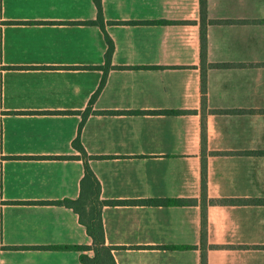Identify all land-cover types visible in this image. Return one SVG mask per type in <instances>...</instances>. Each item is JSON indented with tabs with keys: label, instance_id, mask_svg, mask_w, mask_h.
Instances as JSON below:
<instances>
[{
	"label": "crops",
	"instance_id": "1",
	"mask_svg": "<svg viewBox=\"0 0 264 264\" xmlns=\"http://www.w3.org/2000/svg\"><path fill=\"white\" fill-rule=\"evenodd\" d=\"M102 4L108 22L170 23L107 27L114 67L159 68L112 69L82 130L101 200L125 203L102 212L116 263L200 264V204L131 203L200 202L206 162L209 200L248 201L206 207L207 264H264V0H208L207 62L223 66L207 71L205 114L200 0ZM96 16L93 0H0V246L92 243L72 209L36 204L79 198L83 161L51 157L79 155L82 116L14 113L87 109L103 71L68 67L103 66L107 43L99 27L68 23ZM141 111L184 113L131 114ZM0 264L82 263L75 251L21 249Z\"/></svg>",
	"mask_w": 264,
	"mask_h": 264
},
{
	"label": "trees",
	"instance_id": "2",
	"mask_svg": "<svg viewBox=\"0 0 264 264\" xmlns=\"http://www.w3.org/2000/svg\"><path fill=\"white\" fill-rule=\"evenodd\" d=\"M96 9L97 16L93 21L87 22H70L71 25H89L97 26L101 29L104 34L105 41L107 43V51L105 54V64L97 67H68V68H87V69H98L103 71V79L100 83L98 90L92 96L87 109L84 112L81 111H57V112H15L14 114H60V115H80L82 116V122L79 126L78 135L73 142V147L78 151L79 155L74 157H51L55 159H67L74 158L83 161L85 166L84 177L80 185V196L76 200L64 199L55 202H38L40 205H56L63 206L72 209L79 217V221L85 226L87 234L90 236L92 243L88 246H41V247H10L0 246V253L3 250H21V249H37V250H53V251H75L80 253V262L82 264H117L114 257V247L108 246L105 241V231L103 224L102 212L107 205H123V202H106L101 200V184L97 176L90 167V160L95 157L89 156L81 142V135L83 127L87 119L96 114L93 111V106L96 99L99 97L103 88L107 83L109 73L112 69H158L159 67H114L112 65V59L115 52V43L111 36L108 34L107 27L113 24L119 25H162L168 24L165 21H150V22H108L104 17L102 0H93ZM185 22H174L172 24H179ZM214 21L208 19V0H200V39H201V92H202V112L206 113L207 109V71L212 67H219L223 65L208 64L207 62V28ZM170 24V23H169ZM225 66V65H224ZM18 68V67H16ZM25 68V67H20ZM183 111H141L134 112L131 114L136 115H181ZM111 114H116L115 112ZM99 158V157H98ZM248 201L239 200H227V201H216L209 200L207 196V165L206 162L202 165V199L200 202L181 200V199H152V200H140L132 202L131 204L153 206V207H176V206H193L200 204L202 208V223H201V234H202V245L201 249V261L200 264H207V244H206V225H207V213L206 207L212 204L221 205H233V204H246ZM17 204H21L17 202ZM213 246H211L212 248ZM170 250H193L197 249L196 246H165L162 247ZM92 255H89V253Z\"/></svg>",
	"mask_w": 264,
	"mask_h": 264
}]
</instances>
